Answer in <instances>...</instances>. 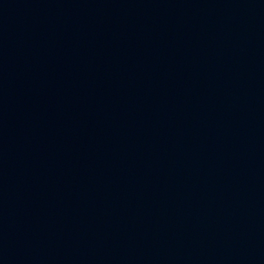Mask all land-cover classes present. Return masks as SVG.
Segmentation results:
<instances>
[{
	"label": "water",
	"instance_id": "water-1",
	"mask_svg": "<svg viewBox=\"0 0 264 264\" xmlns=\"http://www.w3.org/2000/svg\"><path fill=\"white\" fill-rule=\"evenodd\" d=\"M0 264H264V0H0Z\"/></svg>",
	"mask_w": 264,
	"mask_h": 264
}]
</instances>
